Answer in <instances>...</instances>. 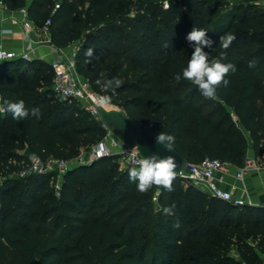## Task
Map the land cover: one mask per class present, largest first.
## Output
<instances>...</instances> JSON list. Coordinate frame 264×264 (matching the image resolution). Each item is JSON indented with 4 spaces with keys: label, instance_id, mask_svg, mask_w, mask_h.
<instances>
[{
    "label": "trees",
    "instance_id": "16d2710c",
    "mask_svg": "<svg viewBox=\"0 0 264 264\" xmlns=\"http://www.w3.org/2000/svg\"><path fill=\"white\" fill-rule=\"evenodd\" d=\"M264 0H0L8 12L26 9L38 30L49 21L50 44L66 49L82 43L75 55L78 75L92 91L111 95L138 127L174 137L173 150L186 164L205 159L241 169L249 150L264 162ZM234 3L233 5H231ZM224 4V5H221ZM58 6L56 9L55 7ZM219 6L227 11L214 19ZM213 41L204 48L209 59L226 56L236 71L213 98L216 109L204 113L194 105L198 86L175 79L187 66L193 47L186 40L194 28ZM235 40L224 49L221 35ZM94 50L92 62L85 52ZM253 65V66H250ZM17 67V81L0 93L4 108L23 100L30 115L1 116L4 137L25 146L26 156L0 157V166L20 174L28 159L71 160L99 143L106 134L74 100L44 108L53 98V71L42 61L0 63L7 81ZM44 69L38 83L27 77ZM23 68V69H22ZM50 73V88L45 87ZM122 81L115 94L97 79ZM22 87H26L23 89ZM3 88V89H1ZM188 90L181 97L180 92ZM38 109V117L31 115ZM221 112V115L219 113ZM119 158L105 157L62 177L59 195L55 172L0 186V264H236L212 250L223 246L246 252V239L264 253V207H234L175 178L173 191L153 186L137 191ZM158 193V195H157ZM154 199L162 207L155 209ZM175 205L169 214L163 209ZM236 213L235 215H233ZM217 251V252H218Z\"/></svg>",
    "mask_w": 264,
    "mask_h": 264
},
{
    "label": "built area",
    "instance_id": "2783aa9c",
    "mask_svg": "<svg viewBox=\"0 0 264 264\" xmlns=\"http://www.w3.org/2000/svg\"><path fill=\"white\" fill-rule=\"evenodd\" d=\"M257 5L264 9V1L258 3ZM55 8L57 9L58 6ZM0 9H5L1 3ZM17 13L22 17L21 21L13 17H10L8 21L12 26L21 27L23 33L29 35L31 31H33L34 26L28 18L26 9H22ZM48 26L49 21L46 22L44 27L38 29V33L43 39L40 38L41 40H34L29 38L26 46L19 52L5 50L2 45H0V63L8 61L31 63L36 61L33 58L35 45L48 44L53 57L46 60H37H41L42 62L48 64L53 71V93L61 101H76L86 113L101 123L103 129L106 131V134L95 146L91 147L86 152H81L79 156L71 160L56 161L49 159L43 163L38 158H32L31 170L38 175H44L50 172H55L58 175H64L70 168L88 166L99 159L110 156L118 157L120 162L119 164L126 169L137 167L138 161L143 158L137 147H131L124 141L117 138L114 131L102 120V113L112 112L113 106H111L109 102H104L102 100V96L94 93L88 82L83 80L78 75L75 66L77 48L71 49L70 52L66 54L65 49H57L53 47L50 44ZM0 33L3 35H9L11 34V31L7 29H0ZM3 108L4 105L2 98L0 97V109ZM5 113L6 111H0L1 116L5 115ZM230 168L231 166L222 164L217 160L205 159L196 165L185 164L179 173L178 178L189 181L201 192L234 207H264L254 205L252 203L250 193L243 184L245 176L253 172L259 173L262 169H264V162L260 164L254 157L247 156L243 167L237 170L235 177L237 180L242 182V195L240 197H234L232 191H227L219 185V180L216 175L225 174ZM59 191V187H56L55 193L57 196L59 195ZM262 264H264V261Z\"/></svg>",
    "mask_w": 264,
    "mask_h": 264
},
{
    "label": "clouds",
    "instance_id": "9594fccd",
    "mask_svg": "<svg viewBox=\"0 0 264 264\" xmlns=\"http://www.w3.org/2000/svg\"><path fill=\"white\" fill-rule=\"evenodd\" d=\"M186 40L194 50L191 58L188 60L187 66L182 70V77L178 73L175 79L179 81L183 78L192 82L198 86L199 91L205 98L213 99L216 96L218 87L229 84L226 77L236 71V66L230 62L222 63L221 61L226 59V56L223 54L218 58L209 59V53H206L204 48H211L213 41L207 38V32L203 29L194 27L187 34ZM234 40L235 36L233 34L221 35L219 45L227 49ZM85 55L89 58L88 62H92L94 50L91 48L87 49ZM101 77V79L96 80V84L105 93H112L114 95L115 90L121 86L122 81L118 78H103V73H101ZM102 100L104 102H110L111 95H105L102 97ZM0 111L11 113L13 119L17 121L25 120L30 115L23 100L7 102L6 108L0 109ZM38 111V109H32L31 115L38 117ZM156 142L164 145L169 150H173L174 137L171 135L160 132L156 136ZM177 167L178 165L173 156L161 158L154 154L150 157L140 159L137 167L129 169L128 175L131 181L137 182V191L140 193H146L153 186L171 192L174 190L173 181L177 175ZM174 207L175 205H172L171 207L164 208L163 211L165 214H169Z\"/></svg>",
    "mask_w": 264,
    "mask_h": 264
},
{
    "label": "rangeland",
    "instance_id": "374dc122",
    "mask_svg": "<svg viewBox=\"0 0 264 264\" xmlns=\"http://www.w3.org/2000/svg\"><path fill=\"white\" fill-rule=\"evenodd\" d=\"M233 4L234 3H232L231 5H233ZM221 5H224V4H221ZM227 9H228V6H219L216 14H213L210 18L214 19L217 16L224 14L227 11ZM83 43L84 42L72 44L71 46H69L68 48L65 49L66 54H68L71 49L77 48V50H78L79 48H81ZM77 50H76V52H77ZM17 69H18L17 67H15L13 69V71L15 70L16 72H11L7 81H2V79L0 78V81L3 83V86H2L3 88L4 87L5 88H9L12 85H14V83H11L12 80L13 81H17L16 80V78H17L16 75L19 74V71H17ZM37 70H39V71H37V72L33 71V74L30 77H27V80H26L27 81L26 82L27 89L29 88L28 84L31 83V82L32 83L33 82L34 83H38V85L41 86V84L39 82V78L42 76L43 72H40V70L44 71V69L41 68V67H38ZM49 75H50V73H46V76H47L48 80H47V82L45 84V87H47V88H50ZM3 88H1V89H3ZM22 88L25 89L26 87L25 88L22 87ZM188 93H189L188 90H182L180 92L179 96L184 97V96L188 95ZM0 97H2L1 93H0ZM5 97L8 99V102L11 101L9 96L6 95ZM60 101L61 100L59 98H55L54 97L52 103L45 104L44 108L54 107ZM201 103L206 105L205 109L203 110L204 113H208L212 109H216V106L214 104V100L205 98L201 94V92L198 91L196 96H195V98H194V105L198 106ZM109 104L111 106H113L112 109L116 113L125 114L126 115L125 111L120 107L119 104H117V105L113 104V103H111V101L109 102ZM28 108L29 107L27 106V109ZM219 115H221V112L219 113ZM1 119L2 118H0V122H1ZM4 135L5 134H3V138L1 140V145H0V157H6L7 155H9L11 153L12 154L14 153V154L20 155V156H26L25 146H23L20 142L11 141L10 137H9V140L6 139V137H4ZM31 162H32V158L28 159V165L26 166V169L23 172H21L20 174L10 173V170H8L6 168H2L0 166V186L6 180L12 181L15 184H20V183H24L25 180L27 178H29V177L33 178L34 176H37L38 174L34 173L31 170ZM74 169H76V167L70 168L68 172H71ZM120 170L124 171V170H126V168H124L120 164ZM63 176L64 175H58L57 174V177H56V179H55V181L53 183L54 189L56 187H60V185L62 183V177ZM154 205H155V209H159V208H161L163 206L161 203L156 202V199L154 201ZM235 214L236 213H234L233 215H235ZM243 248H246V252L245 253H242V251L238 250V248L236 246H234V247L223 246L224 251L212 250V252L215 255H217L218 257H220L221 259L228 257L230 260L235 261L236 264H262V262L264 261V253L259 249L258 242L254 241L252 239H246Z\"/></svg>",
    "mask_w": 264,
    "mask_h": 264
},
{
    "label": "crops",
    "instance_id": "0c3cea01",
    "mask_svg": "<svg viewBox=\"0 0 264 264\" xmlns=\"http://www.w3.org/2000/svg\"><path fill=\"white\" fill-rule=\"evenodd\" d=\"M10 17H13L19 21L22 17L17 12H8L5 9H0V29H7L11 31L9 35H3L0 33V45L5 50L19 52L26 46L28 39L41 40L38 30L33 27V31L29 35L23 33L22 28L18 26H12L8 21ZM41 38V39H40ZM53 57L48 44H38L34 47L33 58L37 59H49ZM114 111V110H113ZM110 128L114 131L113 125ZM117 138L122 140L119 135L114 131ZM123 141V140H122ZM249 157L253 156V152L250 149L248 152ZM238 169L231 167L227 173L218 174L217 179L219 185L227 190L232 191L234 197H240L242 195V182L237 180L235 175ZM243 184L246 186L250 193L251 201L254 205L264 206V169L259 173L253 172L244 177Z\"/></svg>",
    "mask_w": 264,
    "mask_h": 264
},
{
    "label": "water",
    "instance_id": "95a60500",
    "mask_svg": "<svg viewBox=\"0 0 264 264\" xmlns=\"http://www.w3.org/2000/svg\"><path fill=\"white\" fill-rule=\"evenodd\" d=\"M102 120L108 127L113 125L115 128L114 131L127 145L137 147L143 158L150 157L154 154L161 158L173 156L178 165L176 169V178L179 177V173L186 164L184 159L174 150H169L164 145L158 144L156 142V133L150 130L141 129L125 114H119L115 111L110 113L103 112Z\"/></svg>",
    "mask_w": 264,
    "mask_h": 264
}]
</instances>
